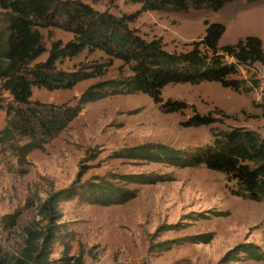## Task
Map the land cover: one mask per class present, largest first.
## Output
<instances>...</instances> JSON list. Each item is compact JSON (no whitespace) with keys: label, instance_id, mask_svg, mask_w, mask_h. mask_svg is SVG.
Wrapping results in <instances>:
<instances>
[{"label":"rangeland","instance_id":"rangeland-1","mask_svg":"<svg viewBox=\"0 0 264 264\" xmlns=\"http://www.w3.org/2000/svg\"><path fill=\"white\" fill-rule=\"evenodd\" d=\"M80 1L117 17L140 9L131 0ZM4 20L0 11L2 46L8 40ZM205 21L224 25L220 45L247 35L264 43V0H234L217 11H142L128 27L145 40L160 38L167 51L180 52L203 35ZM37 29L47 50L52 42L72 38L68 30L55 26ZM46 56L44 52L34 62ZM225 61L234 59L225 56ZM95 65L103 66L102 75L69 89L33 85L31 100L72 104L89 85L131 74L128 65L103 50L86 49L56 68L90 74ZM237 69L232 78L243 79L251 90L235 91L213 81L167 84L156 103L144 93L110 89L105 97L85 103L41 148L22 149L27 138L0 141V264H20L28 232L39 234L40 244L46 241L52 263L65 257L69 264H264V257L258 258L264 253V200L234 194L235 181L221 172L174 164L152 150L172 149L188 156L235 128L263 136L264 65ZM167 102L178 103L177 109L166 111ZM8 104H13L11 95L0 89V130ZM203 119L207 123H201ZM141 145L153 156L130 155V149ZM104 181L133 195L111 203L86 201L82 191L60 201L52 219L38 211L54 192H80ZM207 237V243L201 242Z\"/></svg>","mask_w":264,"mask_h":264},{"label":"trees","instance_id":"trees-1","mask_svg":"<svg viewBox=\"0 0 264 264\" xmlns=\"http://www.w3.org/2000/svg\"><path fill=\"white\" fill-rule=\"evenodd\" d=\"M139 3L134 13L115 16L99 12L80 0H0L8 40L0 44V89L6 90L13 104L5 107L6 121L0 130V141L9 143L17 138H27L21 147L26 151L41 148L49 139L59 134L80 112L85 103L114 92L144 93L159 102L161 90L167 84L213 81L235 91H249L243 79L232 78L237 66L264 65V43L254 35H247L231 44L220 45L225 27L220 22H204L203 35L184 51H167L160 38L145 40L128 23L142 11L182 12L189 8L217 11L234 0H131ZM255 2L260 0H245ZM55 26L68 30L72 38L65 43L52 42L45 48L37 27ZM103 50L111 57L128 65L131 74L122 79H108L85 88L71 103H43L31 100V87L48 90L69 89L91 76L102 75L103 66L91 67L90 74L80 71L57 70L56 64L64 58L74 57L84 50ZM44 52L43 61L34 62ZM225 56L234 62L225 61ZM176 102L165 103L166 111L177 109ZM201 123H207L204 119ZM147 145L130 149V155H152ZM158 157L177 161L181 166L204 165L207 169L223 173L237 185L234 194L253 200H264V135L255 130L235 128L215 138L210 145L185 156L181 151L152 148ZM148 153V154H147ZM132 181V180H129ZM140 182V181H137ZM82 191H84L82 193ZM81 195L86 201L120 203L133 194L118 190L107 181L96 182L80 190H61L52 193L38 207L45 218L57 214L60 201ZM223 212H217L222 215ZM27 249L22 253L20 264H69L62 259L52 263L48 259L45 240L28 232ZM191 239V238H188ZM211 238H202L207 243ZM169 246L165 247L168 248ZM251 257L255 252L248 250ZM264 257L261 252L259 257ZM79 261V259L77 260Z\"/></svg>","mask_w":264,"mask_h":264}]
</instances>
